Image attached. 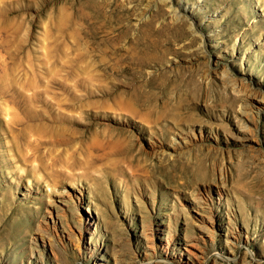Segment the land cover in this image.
Masks as SVG:
<instances>
[{
	"label": "rangeland",
	"instance_id": "1",
	"mask_svg": "<svg viewBox=\"0 0 264 264\" xmlns=\"http://www.w3.org/2000/svg\"><path fill=\"white\" fill-rule=\"evenodd\" d=\"M0 264H264V0H0Z\"/></svg>",
	"mask_w": 264,
	"mask_h": 264
}]
</instances>
